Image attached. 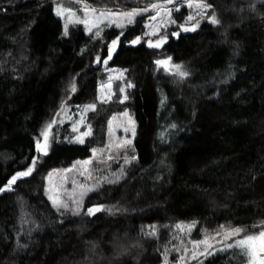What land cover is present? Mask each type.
Here are the masks:
<instances>
[{
    "label": "trees",
    "instance_id": "trees-1",
    "mask_svg": "<svg viewBox=\"0 0 264 264\" xmlns=\"http://www.w3.org/2000/svg\"><path fill=\"white\" fill-rule=\"evenodd\" d=\"M77 1L131 10L167 0H0V264H165V256L166 264H259L235 245L264 231V0H203L211 7L188 31L183 6L160 48L133 43L143 15L99 35L81 23L65 28L55 6ZM114 39L110 64L125 68L133 86L125 102L117 92L102 103L98 77ZM165 58L186 76L156 74ZM88 102L97 103L92 135L74 141L55 120L63 105ZM124 109L136 122L134 159L78 211L57 207L47 174L90 158ZM52 123L44 154L38 141ZM182 223L194 225V240L223 226L242 232L182 260L173 250Z\"/></svg>",
    "mask_w": 264,
    "mask_h": 264
},
{
    "label": "rangeland",
    "instance_id": "rangeland-1",
    "mask_svg": "<svg viewBox=\"0 0 264 264\" xmlns=\"http://www.w3.org/2000/svg\"><path fill=\"white\" fill-rule=\"evenodd\" d=\"M198 3L205 4L203 0H172L171 3L167 1L155 3L160 6L158 11L149 10L142 12L140 15H135L132 17L131 23H129V18L123 15L124 13L141 12L145 8L151 9L152 5L131 10H111L97 9L84 1H77L74 5L58 3L55 6V12L57 14L58 8L63 10V14L57 15L64 22L65 28L71 23H81L87 32L94 35H97V32L100 34L104 29L111 27L124 29L134 24L137 18L143 15L145 30L143 36L139 37V42L145 40L150 45L158 44V47H153L160 48L167 41L166 31L176 24L175 15L180 11L181 7L186 6L190 9V13L184 17L181 23L182 28L191 30L198 27L199 17L207 10V8H196L195 5ZM190 4L192 5L191 7L189 6ZM101 13H105V15L101 16ZM190 16L193 19L189 20ZM117 46L118 40L114 39L110 54L103 62L102 75L98 77V102H110L117 92H120L119 100L125 102L128 91L133 86L132 81L127 78V70L125 68L110 64ZM159 61H166L167 64L161 65L156 62V74L167 76L176 82L186 76L181 77L176 72L175 66L179 65L180 71L186 73L182 63L176 62L171 58ZM117 88H119V91H117ZM93 105L94 108L89 107ZM96 105L97 103L94 102L73 106L63 105L55 122L60 125L66 123L72 140L84 142L93 132V125L89 120V114L95 110ZM54 124L48 125L43 130L41 138L38 141L41 146H46V152L50 147L52 126ZM45 134L47 135L46 140ZM135 135L136 122L128 109L113 114L108 123L107 140L102 146L97 147L93 151L90 158L77 160L70 167L54 169L47 174L46 192L48 197L59 208H72L73 211H78L89 192L102 183L116 181L123 174V165H128L134 159L133 142ZM177 228L178 240L175 242L173 250L176 251V255L181 257L182 260L192 259L194 255L198 257L212 247L224 244L238 236H228V233L237 228L223 226L219 231L206 232L201 239L194 240L191 239L194 225L182 223L177 225ZM168 261L169 257L165 256V264Z\"/></svg>",
    "mask_w": 264,
    "mask_h": 264
},
{
    "label": "snow or ice",
    "instance_id": "snow-or-ice-1",
    "mask_svg": "<svg viewBox=\"0 0 264 264\" xmlns=\"http://www.w3.org/2000/svg\"><path fill=\"white\" fill-rule=\"evenodd\" d=\"M167 2L168 3H171L172 0H167ZM189 6L191 7L192 5L190 4ZM159 7L160 6L157 5V4H152L151 9L145 8L141 12L133 11V12H129V13H124L123 15L127 16L129 18V23H131L132 22V17H134L135 15H140V14H142V12H146V11H149V10L158 11L159 10ZM195 7L198 8V9H206L208 7H211V5L199 4L198 3V4L195 5ZM57 14L58 15L63 14V10H61V9L58 8L57 9ZM100 15L103 16V15H105V13H101ZM188 19L191 20V19H193V17L190 16ZM211 21H212V23H218L219 22V21L216 20L215 16H213L211 18ZM121 27H123V25H121ZM184 30L185 31H188L189 29L185 28ZM191 30H194V28L191 29ZM97 35H99L98 32H97ZM138 42H139V38H137V40L133 41V43H138ZM150 46H156V47H158L159 45L157 44V45H150ZM157 63L158 64H161V65H166L167 64L166 61H157ZM175 68H176V72L181 77H183V76L186 75V73L180 71V66L179 65L175 66ZM89 107L94 108V105L93 106H89ZM46 139H47V135L45 134V140ZM37 147L44 154H47L46 153V146H41L39 144V142H38ZM32 171H33V168L30 167L27 171L18 173L16 176H13L11 178V180L8 182L9 188H10L11 184L16 181V179H18L19 177H23V176L30 175ZM3 190L4 189H0V191H3ZM91 211L92 210L90 209L89 212L91 213ZM241 231H242L241 229H234V230H232V232L228 233V236H231V235H239ZM254 243H257L258 244V246H257V248L255 250V253H253L252 251H250V248L252 247V245ZM229 247H232V245H229ZM235 247H238V248L242 249L243 250V254L246 255V256L251 257L253 255H257V256L262 257V259H260L259 264H264V231H260L256 235H247V236H245L243 239L237 241ZM205 251H207V250H205ZM193 258H196L195 255L193 256Z\"/></svg>",
    "mask_w": 264,
    "mask_h": 264
},
{
    "label": "water",
    "instance_id": "water-1",
    "mask_svg": "<svg viewBox=\"0 0 264 264\" xmlns=\"http://www.w3.org/2000/svg\"><path fill=\"white\" fill-rule=\"evenodd\" d=\"M258 244L256 243V248H257ZM262 259V257H260Z\"/></svg>",
    "mask_w": 264,
    "mask_h": 264
}]
</instances>
